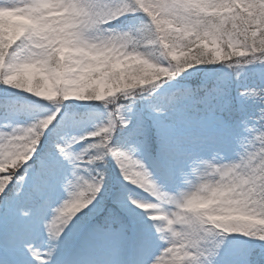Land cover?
<instances>
[{
    "label": "snow or ice",
    "instance_id": "snow-or-ice-1",
    "mask_svg": "<svg viewBox=\"0 0 264 264\" xmlns=\"http://www.w3.org/2000/svg\"><path fill=\"white\" fill-rule=\"evenodd\" d=\"M0 264H264V0H0Z\"/></svg>",
    "mask_w": 264,
    "mask_h": 264
},
{
    "label": "rangeland",
    "instance_id": "rangeland-1",
    "mask_svg": "<svg viewBox=\"0 0 264 264\" xmlns=\"http://www.w3.org/2000/svg\"><path fill=\"white\" fill-rule=\"evenodd\" d=\"M214 68H220V67H227V63L226 62H217V63H213L211 64ZM252 66H256L255 64ZM194 72L193 75L190 76V78H192L194 76L195 80L198 79H204L205 73H209L212 71L211 70H200V68H196L192 70ZM225 72V71H224ZM189 78V79H190ZM189 79L187 81H189ZM101 90H103V86H101ZM21 99L24 102H29L30 98L31 99H35L34 95L32 94H28L26 92H21L20 93ZM234 98H236V91L233 93ZM237 102H238V98ZM74 104H80V105H84V104H89L91 102H87V101H73ZM80 112H84V109H79ZM226 116V117H225ZM237 116H233L231 114H226L223 115V113H220L217 115V119L224 122L227 125L232 126L233 128L235 127V123L237 120ZM228 118V119H225ZM102 119V116L100 114H95L93 116H89L83 123H84V131L90 130L94 127V125L96 123H99L100 120ZM170 124L172 126L175 127V130L177 132L178 135H189V134H195L200 130V125L206 120V118L204 117V115L198 111H192L189 120V122H183V121H177L175 118L170 117ZM151 139H152V148L153 151L156 152L159 150L160 148V133L157 129L153 128L152 132H151ZM78 148L80 147V145L77 146ZM199 155L203 156V157H207L210 155V151L208 150V148L204 147L201 149H198ZM229 155H231V153H229ZM109 165V166H108ZM108 175L110 177V179L112 180L113 183L116 182L117 178L119 177V172L118 169L116 168V166L114 165V163L111 161V159H109L108 162ZM85 174H86V170H85ZM230 236H235V237H239L240 240H244V241H254L256 240V238H252V237H248L243 233H232V234H228Z\"/></svg>",
    "mask_w": 264,
    "mask_h": 264
},
{
    "label": "clouds",
    "instance_id": "clouds-1",
    "mask_svg": "<svg viewBox=\"0 0 264 264\" xmlns=\"http://www.w3.org/2000/svg\"><path fill=\"white\" fill-rule=\"evenodd\" d=\"M61 31H63V29H61ZM64 37L56 34L53 37V40H62ZM132 75H133V79H137L139 77H143V76H151L152 73L155 71L154 68H152L151 66L145 64L142 61H133V64L131 66L130 69ZM167 72L166 71H162L160 73V75H166ZM153 78L158 79L160 78L159 76H154ZM126 179L130 180L133 183H138L141 182V175L140 173L136 170V169H132L130 168L128 171V175L126 176ZM200 207H204V205H200ZM220 219L224 220L225 222L228 221V217H220Z\"/></svg>",
    "mask_w": 264,
    "mask_h": 264
},
{
    "label": "trees",
    "instance_id": "trees-1",
    "mask_svg": "<svg viewBox=\"0 0 264 264\" xmlns=\"http://www.w3.org/2000/svg\"><path fill=\"white\" fill-rule=\"evenodd\" d=\"M255 67L256 66L248 65L246 67V70L244 72H241V77L244 78V81L246 83H260L261 82L259 80L258 76L255 74ZM199 68H200V70H211L212 73H215L217 75H226V74L233 73V69H230L228 67H225V68H223V67L214 68L211 64L202 65V66H199L198 69ZM202 80L203 79L195 80L194 76H193L192 78L189 79V81L186 80L185 82L187 84L193 86V87H196V86H198L201 83ZM235 87H236V85L233 86V90H234ZM11 91L16 92L17 90L12 89ZM232 114H235V112L232 113ZM107 171H108V166H107Z\"/></svg>",
    "mask_w": 264,
    "mask_h": 264
}]
</instances>
